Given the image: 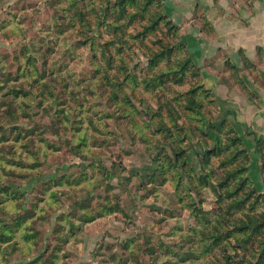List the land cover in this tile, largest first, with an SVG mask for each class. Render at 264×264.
I'll use <instances>...</instances> for the list:
<instances>
[{
    "label": "rangeland",
    "instance_id": "obj_1",
    "mask_svg": "<svg viewBox=\"0 0 264 264\" xmlns=\"http://www.w3.org/2000/svg\"><path fill=\"white\" fill-rule=\"evenodd\" d=\"M175 25L163 0H0V264H264V156Z\"/></svg>",
    "mask_w": 264,
    "mask_h": 264
},
{
    "label": "crops",
    "instance_id": "obj_2",
    "mask_svg": "<svg viewBox=\"0 0 264 264\" xmlns=\"http://www.w3.org/2000/svg\"><path fill=\"white\" fill-rule=\"evenodd\" d=\"M190 57L201 69L202 85L251 156L259 172L264 151V0H163Z\"/></svg>",
    "mask_w": 264,
    "mask_h": 264
},
{
    "label": "trees",
    "instance_id": "obj_3",
    "mask_svg": "<svg viewBox=\"0 0 264 264\" xmlns=\"http://www.w3.org/2000/svg\"><path fill=\"white\" fill-rule=\"evenodd\" d=\"M176 26V25H175ZM178 27V26H177ZM179 28V27H178ZM202 86H204V85H202ZM205 87V86H204ZM205 89H207V88H205ZM209 90V89H208ZM233 130H234V128H233ZM233 132H235L236 133V131L234 130ZM237 134V133H236ZM237 137H239L238 139H240V140H242V138L237 134ZM262 143H264V141H260V142H258V147H259V145H261ZM248 153V152H247ZM215 239H219V236L217 235V236H215Z\"/></svg>",
    "mask_w": 264,
    "mask_h": 264
}]
</instances>
